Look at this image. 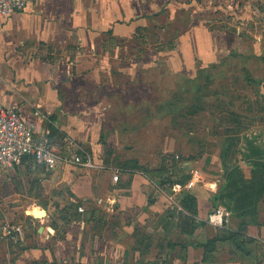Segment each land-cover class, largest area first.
Returning <instances> with one entry per match:
<instances>
[{
    "label": "crops",
    "instance_id": "0c3cea01",
    "mask_svg": "<svg viewBox=\"0 0 264 264\" xmlns=\"http://www.w3.org/2000/svg\"><path fill=\"white\" fill-rule=\"evenodd\" d=\"M134 1L31 0L23 11L1 17L0 104H16L38 136H48L61 147L74 140L97 163L108 166L97 150L106 154L108 146H119L103 136L110 127L108 117L122 114L119 95L113 90L102 96L90 86L104 84L105 79L119 85L114 76L138 65L135 59L122 61L119 45L142 30L145 18L136 15ZM97 2L102 8L95 11L92 5ZM127 101L122 105L128 107ZM220 153L221 147L218 158L224 171ZM20 165L27 167L25 186L33 207H42L47 214L37 218L24 213L27 224L20 244L24 260L19 258L17 264L44 256L70 264H264V195L255 211L228 209L222 226L211 224L207 217L220 184L201 183L199 168L189 172L196 181L190 188L188 181L162 183L144 171L124 170L115 181L114 166L86 168L63 162L49 170L30 160ZM243 174L250 178L252 170ZM188 192L197 197L194 217L201 224L192 235L182 233L178 223L180 211H185L180 199ZM243 221L247 224L241 227ZM224 230L238 233L240 240L218 241L204 261V246L193 243L206 242ZM140 231L152 236L143 251L137 242ZM170 241L179 244L170 250Z\"/></svg>",
    "mask_w": 264,
    "mask_h": 264
},
{
    "label": "rangeland",
    "instance_id": "374dc122",
    "mask_svg": "<svg viewBox=\"0 0 264 264\" xmlns=\"http://www.w3.org/2000/svg\"><path fill=\"white\" fill-rule=\"evenodd\" d=\"M131 5L146 26L119 45L122 61L135 59L138 65L114 76L119 85L105 79L90 86L102 96L114 90L120 105L129 99L128 107L119 105L121 115L108 117L103 135L119 146H108L106 154L97 150L99 156L108 166L132 167L137 160L148 170L165 167L168 176L184 177L199 168L201 183L217 186L229 170L220 166L219 148L225 136H237L231 166L250 175V143L264 147V0H135ZM92 7L98 11L102 4ZM25 167L0 166V226L27 224L24 213L34 204ZM21 243L0 240V264L24 260ZM35 261L70 264L45 256L29 264Z\"/></svg>",
    "mask_w": 264,
    "mask_h": 264
},
{
    "label": "built area",
    "instance_id": "2783aa9c",
    "mask_svg": "<svg viewBox=\"0 0 264 264\" xmlns=\"http://www.w3.org/2000/svg\"><path fill=\"white\" fill-rule=\"evenodd\" d=\"M31 0H0V18L12 12L23 11ZM30 160L49 170L60 163L74 164L86 168H108L95 161L94 156L76 141L70 140L63 148H58L48 136H38L31 124L22 116L16 104H0V166L7 169ZM113 179L118 181L125 168L112 167ZM195 180L188 183L193 188ZM181 208V207H180ZM182 209V208H181ZM84 211L83 207H79ZM229 210L219 206L211 210L207 221L222 226ZM24 235L22 224L6 222L1 225V238L20 242Z\"/></svg>",
    "mask_w": 264,
    "mask_h": 264
},
{
    "label": "trees",
    "instance_id": "16d2710c",
    "mask_svg": "<svg viewBox=\"0 0 264 264\" xmlns=\"http://www.w3.org/2000/svg\"><path fill=\"white\" fill-rule=\"evenodd\" d=\"M239 143V137L237 136H225L224 143L221 145L220 157L222 160V167L224 170H228L225 181L220 184V188L213 196V209L219 206H225L236 213H244L246 211H255L257 208V202L264 195V147L250 143L249 151L247 152V158L252 165V175L250 178H245L243 171L239 170V165L231 166V157L234 153V148ZM33 162V161H32ZM134 166L123 167L128 172L133 173L136 171H144L150 174L152 177L159 179L162 183L169 181L171 185L178 183L184 185L191 178V174L187 173L184 177H179L177 174H166V168L161 167L158 169L148 170L140 164L137 160H133ZM179 173V171H178ZM181 174V172H180ZM180 204L185 211L179 213V227L181 232L187 235H192L194 231L201 225L195 220L198 214V201L194 193L188 192L180 199ZM212 209V210H213ZM247 222L243 221L241 227L246 225ZM138 248L143 251V248L147 249L150 246L152 236L140 231L137 237ZM224 239H231L233 241L240 240L239 234L236 232L223 231L222 235H216L209 238L203 243H193L195 246H204L205 254L204 261H208L211 256V252L216 249L217 242ZM177 242H168V248L170 250L177 246ZM185 244H182L184 246ZM38 264V262H34ZM197 264V263H196Z\"/></svg>",
    "mask_w": 264,
    "mask_h": 264
},
{
    "label": "water",
    "instance_id": "95a60500",
    "mask_svg": "<svg viewBox=\"0 0 264 264\" xmlns=\"http://www.w3.org/2000/svg\"><path fill=\"white\" fill-rule=\"evenodd\" d=\"M28 215H32L34 217L40 218V217H44L47 212L44 208L39 207V206H35L33 207V212L29 213L28 210L26 211ZM43 230V227H41V231Z\"/></svg>",
    "mask_w": 264,
    "mask_h": 264
},
{
    "label": "bare ground",
    "instance_id": "6f19581e",
    "mask_svg": "<svg viewBox=\"0 0 264 264\" xmlns=\"http://www.w3.org/2000/svg\"><path fill=\"white\" fill-rule=\"evenodd\" d=\"M28 212H29V213H32V212H33V208H32V209L30 208V210H28Z\"/></svg>",
    "mask_w": 264,
    "mask_h": 264
}]
</instances>
